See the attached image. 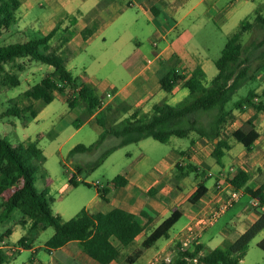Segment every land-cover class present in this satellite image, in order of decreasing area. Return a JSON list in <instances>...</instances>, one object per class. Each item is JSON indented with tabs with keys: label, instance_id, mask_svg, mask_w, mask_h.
<instances>
[{
	"label": "rangeland",
	"instance_id": "374dc122",
	"mask_svg": "<svg viewBox=\"0 0 264 264\" xmlns=\"http://www.w3.org/2000/svg\"><path fill=\"white\" fill-rule=\"evenodd\" d=\"M26 1L22 0V5L15 12L17 22L12 24L9 30L0 33V45L24 43L31 38L41 37L46 34L48 30L44 25L45 13L47 12L46 4L41 7L38 3L43 0H30L32 5L25 11ZM175 1L176 5L182 9L181 12H178L176 21L193 6L181 19L177 32L184 31L192 35L195 44L200 46V53L196 54L194 58L205 73L204 84L206 85L216 75L217 69L214 62L220 57L228 37L237 29L240 22L244 19H249L250 22H253L254 11L258 7H260V13L264 18V0H204L197 4L198 0ZM124 3H126L124 4V10H127L124 19L133 30L126 29V31H123L122 27L119 26L121 31L118 28L114 30L113 28H108L103 31L107 27L106 23L101 26L98 36L90 43L79 38L75 42L76 49L73 50V53L62 55L65 67L78 83H84L85 80H88V84L96 90L97 94L110 92L115 95L114 100H112L113 98H110L108 102L105 100L107 104L110 103L113 106L124 105V107L129 109L121 115V119L133 112H137L139 115L151 112V108H147L146 112H144L143 107L136 108L134 111L131 108L133 107L132 101L124 100L123 95L132 94L136 89V81H141L145 75L150 73L148 69L153 70L158 65L157 62H154L149 68H145L146 61L154 58L155 51L152 43L154 41L159 42L158 39L152 37L150 43L147 39L143 40L145 34L142 33L141 27L146 25V19L138 11V8L134 6L132 0H125ZM137 12L140 13L137 17L138 23L134 25ZM88 36L86 34L85 39ZM136 36H138L140 44L134 41ZM174 36L175 34L172 35V37ZM263 36L264 29L255 24L251 30L242 35L240 44L245 48L253 41H260ZM157 44L159 46L162 45L161 42ZM243 57L248 59V74L252 78L236 91L227 104V109L232 110L233 118L224 124L221 133L225 134L226 132L229 138L232 131L226 128L236 118L233 114L234 110L239 109L234 106V103L244 98L250 90H255L259 86L264 87V46L244 53ZM47 68L48 66L46 65L30 62L27 59H18L14 63L6 65V70L9 73L18 76L20 84L11 88L0 87V138L13 146L34 142L42 150L45 161L36 173L34 187L38 193L46 190L47 200L52 198L49 207L53 214L59 215L65 221L73 218L96 195V187L94 186L96 182L110 189L111 192L108 194L110 202H102L93 211L99 208V210L107 212L118 207V203L112 199L114 194L112 179L117 175L125 176L132 173V176L136 177L140 174L142 178L140 180L141 184L164 179L167 182L174 180L179 186L183 183L195 181L196 173L190 167V165L196 164L191 158V156L195 157L196 154L190 145L191 137L178 138L172 136L166 143L157 142L152 138L143 139L115 150L96 168H91L92 163L105 151L116 145L119 142L118 138L107 136L97 148L90 152L70 154L71 149L78 144L90 145L94 143L103 128L97 124L94 117L83 118L85 116L84 108L80 104L74 108L68 107L67 99L72 97L73 94L70 89H66L64 94L55 92L54 100L47 105L42 103V101L27 99L23 96V93L45 77L48 71L49 73L52 72L51 68ZM143 68L145 69L139 74ZM176 68L179 69V74L185 71L180 67ZM164 71L165 69L161 68L156 73V76H162L161 74ZM186 73L188 74V72ZM135 76H137L136 80L132 82L131 80ZM177 84L179 89L176 94H166L160 90L159 94L165 95L162 101L170 105H176L189 98L188 90L182 89L183 82L179 81ZM153 86L154 84L151 83L149 85L150 89ZM159 94L155 97V100L162 99ZM14 100L19 107L29 105L33 110L39 111L36 118H31L30 121L26 122V126L22 124L21 119L2 116L6 109L13 104ZM110 100L112 101L109 102ZM27 116L29 115L26 114ZM211 116L212 113H205L200 116V122L203 126H208ZM76 118H81L82 122L74 124ZM191 135L202 144V147L209 150L208 158L198 164L201 176L208 169L214 170L217 167L216 159L213 156L215 145L211 139L201 138L196 133ZM235 145L239 149L244 148L238 142H235ZM181 151H184L185 154L180 153ZM188 151L189 155L186 154ZM234 152H237V148ZM221 162L227 166L230 162L229 156H222ZM5 163L6 160L0 164V169ZM176 164L185 166L182 174L178 167L175 166ZM168 165H171L170 170H167ZM73 175L80 180L77 186H73L68 182ZM164 181L163 185L165 184ZM51 182L56 187L49 192L47 187ZM204 182L209 185L211 183L210 177L205 178ZM65 184H67V187H64ZM131 190L135 191L142 199H151L147 193L139 189L131 188ZM187 190L188 188H183L182 191L173 193V196H169L167 199H175V194L185 195ZM8 193L9 191L5 192L3 196H7ZM162 198L164 199V196ZM247 201V196L242 197L213 226L202 234L199 239L203 245V249L200 252L201 256L208 254L216 247L225 248L223 242L228 241V238L234 237L235 233H237L239 226L238 215L239 213L243 214L240 209L245 207ZM186 205L189 204H179L168 211L169 216L173 210L178 209L183 212V216L172 226L167 238L159 239L152 247L144 250L143 254L131 264L146 263L174 235H177L178 239L180 238V229L186 224L188 219L184 213ZM253 211L254 209H251L247 214H252ZM20 217V211L15 210L8 220L0 224V246L8 248H4V252L9 255L8 264H47L48 258L52 259L56 256H51L49 249L45 248V243L54 234V229L48 227L41 231L34 237L33 242H30L32 249H24L18 252V249H23L24 247L19 245L17 240L20 237H24L23 235H26L30 229V227L28 228L20 223ZM153 224L156 223L145 227L143 233L130 246L122 248L123 259H121V264H126L123 256H127L134 248L140 246L143 239L153 230L155 226ZM7 228L13 232L10 236L5 237L9 233L6 230ZM263 236L264 230L257 232L248 239V247L240 264H264V251L257 246ZM1 240L3 243H1ZM113 241L115 240L113 239ZM176 255L173 254L171 263ZM58 257L60 264H70L71 262L70 259H64L61 255H58ZM189 264L202 263L195 259L189 261Z\"/></svg>",
	"mask_w": 264,
	"mask_h": 264
},
{
	"label": "trees",
	"instance_id": "16d2710c",
	"mask_svg": "<svg viewBox=\"0 0 264 264\" xmlns=\"http://www.w3.org/2000/svg\"><path fill=\"white\" fill-rule=\"evenodd\" d=\"M19 6V0H0V33L16 23L15 12ZM260 12L261 9L258 7L254 11L253 22L249 19L242 20L237 29L230 34L220 57L214 62L217 73L209 84H204L205 73L199 65L193 68L188 78L179 74L176 68H170L160 78V88L165 93H171L177 82L181 80L184 82L183 87L188 90L189 98L176 105H170L164 101L154 104L149 114L139 115L133 112L121 119V115L129 110L124 105L107 104L101 107V99L96 90L88 83H78L67 70L64 60L58 53L53 49L48 50V42L54 35L55 29L47 35L31 38L24 43L0 45V87L19 86L18 76L6 70V65L18 59H27L50 67L52 72L47 73L38 83L27 89L23 96L27 99L42 101L47 105L54 100L55 92L64 94L66 89H70L73 94L67 99L68 107L74 108L80 104L84 108L83 118L94 117L97 124L103 128L94 143L78 144L71 149L70 154L90 152L97 148L107 136L119 139L116 145L92 163L91 168L99 167L112 152L123 146L147 138L166 143L172 136L185 138L191 133L212 141L217 139L213 156L217 162H220L223 148L228 149L227 143L220 139L221 132L224 124L233 118L232 110L227 109V104L236 91L252 78L248 74V59L243 57V54L264 46V36L260 41H253L245 48L240 44L242 35L251 30L255 24L264 29V18ZM91 33L85 30L84 35H91ZM172 61L176 62L175 59ZM254 96L253 91H249L244 98L236 101L234 106L241 108L243 104H247L253 106L257 112H264L262 102L252 101ZM38 112L29 105L19 107L14 100L2 116L21 119L26 126V122L34 118ZM205 113H212L207 127L200 122V116ZM26 114L29 116L26 117ZM81 122V118L74 120V124ZM231 137L250 149L257 138L252 120H248L240 129L232 132ZM5 160L6 163L0 169V224L8 220L15 210L22 213L21 224L31 222L30 237H21L17 241L24 249H30V242H33L34 237L46 228L52 227L54 234L45 243L48 249H57L76 241L90 259L98 264H109L120 257V247L130 246L149 223L143 222L144 213L136 216L117 208L107 213H90L81 209L73 218L65 221L51 211L49 204L52 198L47 200L45 191L38 193L34 187L36 173L45 161V156L37 144L30 142L13 146L0 138V164ZM247 181L248 175L243 171L229 179V182L237 189L244 188ZM78 182L74 175L69 178V184L73 186H77ZM112 183L114 186H123L126 182L121 175H117L112 179ZM244 190L250 197L257 198L260 206H264V184L256 190L248 188ZM7 191L9 193L4 197L3 194ZM107 193V188L99 192L103 199ZM205 193L206 187L203 183H199L188 201L196 203ZM180 217L181 212L174 210L143 239L139 247L125 258V263H133L144 250L152 247L159 239L167 238L170 229ZM253 232L245 234L228 249L216 247L203 256L200 255L203 246L194 245L190 249L179 251L170 264H189V261L195 259L202 264H240L248 247L247 241L253 236ZM113 239L118 242V245L113 242ZM257 246L264 251V238L257 243ZM8 263L9 255L0 249V264Z\"/></svg>",
	"mask_w": 264,
	"mask_h": 264
},
{
	"label": "crops",
	"instance_id": "0c3cea01",
	"mask_svg": "<svg viewBox=\"0 0 264 264\" xmlns=\"http://www.w3.org/2000/svg\"><path fill=\"white\" fill-rule=\"evenodd\" d=\"M19 1L21 6L22 0ZM132 1L134 6L138 8V11L141 12V14L146 19V25L144 27H141L142 33L145 34L143 40L147 39L149 43L151 41V37L159 40V42L154 41L152 43V47L155 51L154 58L146 61L145 68H149V66L153 65L154 62H157L158 65H156V67L153 70L148 69L150 73L145 75L141 81L139 82L136 81L137 84L136 89L132 94L127 93L123 95L124 100L132 101L133 107L131 108L133 110L136 108L143 107L144 112H146L147 108H152L154 104L163 102L162 100L165 98V95L159 94L160 90H162L160 88L159 80L163 75L166 74V72H168L170 68L180 67L184 69L185 71L182 72V75H185L186 78H188L193 70V67L197 65L201 67V65L194 58L196 54L200 53L201 48L200 46L195 44L192 35L187 34L184 31L177 32L178 31L177 27L178 24L181 22V19L192 9L193 6L190 7V10L185 12V14L181 18H178V21H176L177 14L178 12H181L182 9L176 5L175 0H138V1L132 0ZM202 1L204 0H198L196 4ZM26 2H27V6L26 7L24 6L25 11H27L28 8L32 5L30 3V0H27ZM124 2L125 0H43L42 2H39L38 3L39 6L42 7L44 6V4H46L47 6V12L45 13V20H44L45 23L43 21L45 28L48 29L45 35H47L50 31L55 29L54 35L48 42V50L49 51L52 49L55 50L58 53V55L63 59L62 55L69 53L72 54L73 50L76 49L75 42L77 39L81 38L87 43L88 42L90 43L96 36H98V33L101 31L102 28L101 26L106 23H107V27L104 28L103 31L107 30L108 28L110 29L113 28V30L115 28H118L119 31H121L119 26L122 27L123 31H126V29H129L130 31L133 30L132 27H129L127 25L126 20L124 19V16L127 12V10H124V4H126ZM139 12H137L136 14V21L134 22V25L138 23L137 17L140 14ZM85 30L86 31L89 30L90 32H92L87 39H85V35H84ZM173 34H175L174 37H172ZM138 39H139L138 36L134 37V41L140 44L141 42H139ZM160 42L162 43L161 46L157 44ZM172 59H175L176 62H173ZM49 68L50 67H48L47 69ZM145 68H143L139 72V74H141ZM161 68L165 69V71L161 74L162 76H156V73L159 72ZM176 70L179 71V69L177 68ZM186 72H188V74ZM137 76H135V78L132 79L131 81L133 82L134 80H136ZM84 83H88V80H85ZM151 83L154 84L152 89H150L149 87ZM178 89L179 86L178 84H176L172 92L166 94H171V95L176 94L178 93L177 92ZM182 89H186V88L182 87ZM250 91H253V95L258 96L260 98H264V87L259 86L257 89ZM108 93L110 92L98 94V96L100 99L104 98L105 100H107V102L110 98L111 99L113 98L112 100H114L115 95H112L111 93H110L111 97L106 98V95ZM158 94L159 97L162 98V99L160 98L161 100H155V97ZM112 100H110L109 102H111ZM132 103L130 102V104ZM233 114L236 116V118L226 128L227 130L230 129L232 132H234L237 129H240L244 125V123L247 122L248 120H252L254 130L257 133V138L253 142L250 149L245 148L241 143L240 144L244 148L239 149V147L235 145L236 141L233 138L231 137L229 138L226 132L225 134L221 133L220 139L226 142L228 146V149L223 148V156L224 155L229 156L230 162L226 166L222 164L220 159V162L216 161L217 167L214 170L208 169L206 173L203 172L200 176L199 171L201 170L198 164L202 163L204 159L208 158L209 150L205 147H202V144L198 140H195V137L191 135L192 134L191 133L189 135V137H191L190 145L192 150L196 152L195 157L191 156L192 160L196 164L190 165L192 170L196 173L194 182H187L186 184L183 183L182 185L180 184L179 186H177L178 183H176L174 180L173 181L169 180L167 182L164 181V179H160V180L158 179V180H154L151 183L144 182L141 184L140 180H142V178L140 174L137 175L136 177L132 176V173H129L128 175L125 176L122 175L126 183L123 186L113 185L114 194L112 199L118 203V207L115 208L124 210L136 216H140L142 213H144L145 215L143 217V222L146 223L149 222L148 224H146V227L151 225L152 223H156L153 224L155 225L153 227L154 229L165 218L168 217V211L170 209H174L179 204L184 205L188 203L189 205H186L184 210V213L188 219L186 224L180 229V235H181V232L187 229L190 224H192L199 217L209 213L212 210V208L225 197L228 190L227 189L219 190L216 187V183L219 178H224L226 180H229L233 176L238 174L240 171H243L248 175V181L244 186V188H248L250 190H256L257 188H259L262 184H264V112H257L253 106L243 104L241 108L234 110ZM36 116L34 118H36ZM217 141H218L217 139H214L212 143L215 145ZM236 148H237V152H234ZM180 153L185 154L184 151H181ZM188 153L189 151L186 154L189 155ZM175 166L178 167V170L181 172V174L184 172L185 170L184 165L176 164ZM170 167L171 165H168L167 170H170ZM208 173H212V176L210 177L211 183L209 185H206L204 181L205 178H207L206 175ZM77 180L80 181L79 178H77ZM163 181L165 183L164 185L162 184ZM199 183L204 184V186L206 187V193L196 203H190L188 201V198L195 191ZM55 187L56 186L54 185V183L51 182L49 183L47 190L50 192L54 190ZM64 187H67V184H65ZM95 187H96V195L93 196V198L83 207V209L87 210L90 213H107L115 209L113 208L107 212H103L98 208V210L93 211V209L96 206L99 207L102 202H110L109 201L110 199L108 198V194L111 192L110 189L107 188L108 193L105 195V199H103L100 196L99 192L105 189L106 187L103 188H98L97 186ZM118 188L120 189L117 190ZM131 188L139 189L142 192L147 193L151 197V199L146 200L140 198L135 191L131 190ZM183 188L184 189L188 188L185 195L175 194L176 196L175 199L173 200L167 199L169 196L170 197L173 196V193L182 191ZM244 188H240V190L243 191L244 196L248 197V201L245 207H242L240 209V211L243 214L239 213L238 215L239 226L237 233H235L234 237L231 236L232 238H228V241L223 242L225 247V248L222 247L223 249H227L231 247V245L234 244L238 239H240L245 234L251 231L252 232L254 231L253 233L256 234L257 232H261L262 230H264V209H259L251 206L250 201L252 197H250L248 194L245 193ZM46 193L47 191L45 190V197H46ZM163 196L165 200L162 198ZM146 209L149 210V213L148 210ZM251 209H254L253 213L247 214V212L251 211ZM180 212H181V216H183V212L182 211ZM20 214L22 217L21 212ZM30 225H31L30 221H28L25 224V226H27L28 228L30 227ZM6 230H8L9 233L7 234V236L5 235V237H8L12 234L13 231L9 228H7ZM28 232L26 233V235L23 236L29 238L30 234ZM140 235H138L135 239H137ZM177 239H178L177 235H174L172 238H170L167 241V243L163 246V248H161L154 255L170 254L172 257L173 254H177L179 252ZM113 242L116 245H118L117 241H113ZM1 243H3L2 240ZM198 244L202 245L200 240H198V242L194 245H198ZM193 246H191L190 248H192ZM4 248L8 249L7 247L2 248V246H0V249H2L3 251ZM122 248L123 247H120V252L125 247L123 249ZM30 249H32L31 245H30ZM80 249L82 248L80 247L79 243L76 241L69 242L57 249H49V253L51 254V256L53 255L56 256H54L52 259L48 258L46 263L60 264V259L58 255H61L64 259H68V260L70 259L71 261L70 264H98L97 262L90 259L85 254L83 249L82 251H80ZM22 250H24V248L18 249V252H21ZM122 255L123 252H121L120 257L117 260H114L109 264H121L122 262L121 259H123ZM127 256H123L124 259ZM153 256H151L149 259H151Z\"/></svg>",
	"mask_w": 264,
	"mask_h": 264
},
{
	"label": "built area",
	"instance_id": "2783aa9c",
	"mask_svg": "<svg viewBox=\"0 0 264 264\" xmlns=\"http://www.w3.org/2000/svg\"><path fill=\"white\" fill-rule=\"evenodd\" d=\"M129 1V0H126ZM111 97L110 93L106 95V98ZM252 101L254 103L262 102L264 104V98L254 96ZM105 99L100 100L101 107L106 106ZM212 173H208L206 177H211ZM76 178V177H75ZM77 180V178H76ZM78 181V180H77ZM98 188H103L104 186L98 182L94 183ZM216 187L219 190L227 189L228 192L225 197L215 205L212 210L204 216L196 219L192 224L188 226L187 229L181 232L180 238L178 239V249L179 251H184L189 249L191 246L196 244L202 234L211 226H213L236 202H238L244 193L242 190L233 187V185L224 178H219ZM251 206L264 209V206L259 205V200L257 198H252L250 201ZM172 261L170 254H156L151 259H149L145 264H169Z\"/></svg>",
	"mask_w": 264,
	"mask_h": 264
}]
</instances>
